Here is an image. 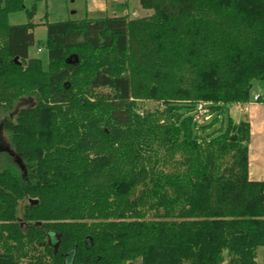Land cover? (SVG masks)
<instances>
[{
  "label": "trees",
  "instance_id": "trees-1",
  "mask_svg": "<svg viewBox=\"0 0 264 264\" xmlns=\"http://www.w3.org/2000/svg\"><path fill=\"white\" fill-rule=\"evenodd\" d=\"M23 3L0 0V109L26 168L0 157V264H260L264 181L249 178V122L227 110L264 79V0L47 22V69L34 11L9 23Z\"/></svg>",
  "mask_w": 264,
  "mask_h": 264
},
{
  "label": "crops",
  "instance_id": "crops-1",
  "mask_svg": "<svg viewBox=\"0 0 264 264\" xmlns=\"http://www.w3.org/2000/svg\"><path fill=\"white\" fill-rule=\"evenodd\" d=\"M78 10L82 11L81 12L82 17L79 19L85 17H97L102 14L120 15L124 13H128L131 17H136L138 11H141L142 13L150 12L149 10H145L142 8L140 0H80ZM36 27L37 24L35 28ZM34 29L33 32L35 36ZM31 56L37 57L34 55ZM263 81L264 80L258 82L256 84V88L254 87L255 81L253 82L252 98L250 102L231 104L229 106V109L227 110L229 117L233 120L234 123H238L242 120H245L248 121L250 124L249 178L253 181H264V82ZM254 94H260L261 98L258 101H253L252 99Z\"/></svg>",
  "mask_w": 264,
  "mask_h": 264
},
{
  "label": "rangeland",
  "instance_id": "rangeland-1",
  "mask_svg": "<svg viewBox=\"0 0 264 264\" xmlns=\"http://www.w3.org/2000/svg\"><path fill=\"white\" fill-rule=\"evenodd\" d=\"M23 4H24L23 9L12 11L9 13L8 15L9 23L10 24L27 23L29 21L28 12L34 11L33 22L37 24V27L34 29L36 42L30 48V54L40 58L42 60L44 68L47 69L48 64H49L48 63L49 62L48 49L46 48L45 45L40 46L41 43H44L47 40L46 23L56 22L60 20L81 18L82 11L78 10L80 0H24ZM137 13L138 14H136L137 15L136 17H143L148 14H151L152 11L143 12V13L141 11H138ZM39 46H40V50L38 51ZM261 81L262 80L255 81L254 87L256 88V84ZM104 90L107 91V89H104ZM135 101L137 102V105H138L137 112L140 114H143L144 110H154V109H157L159 106H161L159 102L153 101V100L135 99ZM29 105H31L29 101L26 103L21 102L20 105H18V108L29 106ZM9 114L10 112H6L0 109V122L4 118L8 117ZM3 134L5 137L6 143L10 146V148L13 149L9 135L5 131ZM0 154H1L0 157H1L2 165H5L8 162L14 164L15 166L18 165L17 163H15L14 157L10 156L8 152L6 153V151H1ZM25 203H26V200L21 202L20 208H19V215L22 214L23 205ZM257 260L258 262L264 264V247H261L258 250ZM137 264H140V262L138 261ZM224 264H227V263H224Z\"/></svg>",
  "mask_w": 264,
  "mask_h": 264
},
{
  "label": "built area",
  "instance_id": "built-area-1",
  "mask_svg": "<svg viewBox=\"0 0 264 264\" xmlns=\"http://www.w3.org/2000/svg\"><path fill=\"white\" fill-rule=\"evenodd\" d=\"M40 50V49H39ZM261 98L260 94L253 95V101H258ZM212 101H199L194 111L195 120L199 123H205L211 120L213 117Z\"/></svg>",
  "mask_w": 264,
  "mask_h": 264
},
{
  "label": "water",
  "instance_id": "water-1",
  "mask_svg": "<svg viewBox=\"0 0 264 264\" xmlns=\"http://www.w3.org/2000/svg\"><path fill=\"white\" fill-rule=\"evenodd\" d=\"M73 56H75V55H72V56H70V57L68 58V62L73 63V61L71 60V58H72ZM75 57L77 58V56H75ZM16 61H17V59H16ZM1 151H6V152H8L11 156H14V158H15V162L21 167V169L23 170V172H26V168H25V165H24L23 162H22V159H21L19 156L16 155L15 151H14L12 148H6V150L2 149V150H0V152H1ZM30 202H31V203H37L38 200H37V199H31Z\"/></svg>",
  "mask_w": 264,
  "mask_h": 264
},
{
  "label": "flooded vegetation",
  "instance_id": "flooded-vegetation-1",
  "mask_svg": "<svg viewBox=\"0 0 264 264\" xmlns=\"http://www.w3.org/2000/svg\"><path fill=\"white\" fill-rule=\"evenodd\" d=\"M28 101H29L30 104L32 103V100L30 98H26V99L23 98L21 100V102H25V103L28 102ZM18 109H20V108H17V110ZM3 120L0 122V150H2V149L6 150V148H10V146L6 143V140H5V137H4V134H3L4 133Z\"/></svg>",
  "mask_w": 264,
  "mask_h": 264
}]
</instances>
